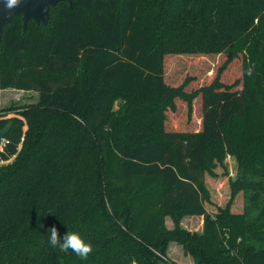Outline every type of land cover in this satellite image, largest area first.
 <instances>
[{"label": "trees", "instance_id": "obj_1", "mask_svg": "<svg viewBox=\"0 0 264 264\" xmlns=\"http://www.w3.org/2000/svg\"><path fill=\"white\" fill-rule=\"evenodd\" d=\"M182 18L184 36L162 40L157 23ZM221 54L207 86L188 93L189 78L165 81L169 56ZM238 59L239 79L224 84ZM0 90L38 94L0 123L11 125L0 158H14L0 168V264H176L171 245L192 264H264V0L63 1L24 33L14 16ZM176 100L188 119L199 102L195 131L166 129ZM228 156L236 179L218 205L205 177L225 173ZM184 218H203L202 233L180 227ZM53 226L61 238L79 232L93 252L83 260L52 247ZM223 229L241 244L225 248Z\"/></svg>", "mask_w": 264, "mask_h": 264}, {"label": "rangeland", "instance_id": "obj_2", "mask_svg": "<svg viewBox=\"0 0 264 264\" xmlns=\"http://www.w3.org/2000/svg\"><path fill=\"white\" fill-rule=\"evenodd\" d=\"M187 21L185 19H163L157 23V30L166 43L175 45L180 38L184 36V26ZM227 56L225 54L217 56H169L165 60V81L174 86H179L183 83L186 78L190 79L189 85L186 87V92H192L199 89L200 87L209 85L217 70L225 62ZM240 59L234 60L224 71L221 76V81L224 84L231 85L240 77ZM38 99V94L36 92H23L16 90H0V123L8 121L12 118L17 117L18 112L22 107L29 104L36 103ZM199 102H193V113L192 117L188 119L187 117V107L184 102L176 100L177 110L176 112H168V117L166 120V129L168 131H195L197 124H199V112L198 107ZM10 110V111H9ZM114 111H118V103L114 104ZM82 125L86 127V122L81 121ZM11 127L10 123L5 124ZM83 127V128H85ZM10 129V128H9ZM26 130V126L23 127ZM13 156L8 161H0V168L11 163ZM224 167L226 172L222 173L223 170L217 169L218 175L212 177H205L206 189L209 192L210 199L218 205H224L229 196L228 190V180L234 181L236 179V160L232 157H226L224 161ZM239 201V200H238ZM237 202V199H236ZM208 211H212L211 206L207 207ZM247 219H238L231 224L238 231H244V223ZM177 226H179L177 224ZM203 218H193V219H182L180 221V227L189 233H202ZM175 228L174 221L168 219L165 224V229L167 231H172ZM220 232V240L224 242L225 248H227V241L231 240L235 245L241 244V237L236 236L235 240L232 238L230 231L225 229ZM156 254H158L156 252ZM169 254L172 259L177 262L176 264H191L186 262V257L183 256L182 250L179 249L177 245H171L169 248ZM191 261V260H190ZM135 264V263H132ZM159 264H166L165 261Z\"/></svg>", "mask_w": 264, "mask_h": 264}, {"label": "water", "instance_id": "obj_3", "mask_svg": "<svg viewBox=\"0 0 264 264\" xmlns=\"http://www.w3.org/2000/svg\"><path fill=\"white\" fill-rule=\"evenodd\" d=\"M63 1L71 3V0H22L20 6L9 13L3 9V0H0V44L5 27L11 23L14 16L21 17L22 33H24L29 21L36 25L46 26L50 19L51 8ZM9 128L6 126L0 130V143L5 138Z\"/></svg>", "mask_w": 264, "mask_h": 264}, {"label": "clouds", "instance_id": "obj_4", "mask_svg": "<svg viewBox=\"0 0 264 264\" xmlns=\"http://www.w3.org/2000/svg\"><path fill=\"white\" fill-rule=\"evenodd\" d=\"M22 0H3V9L11 13L15 8L19 7ZM253 67L247 70V74L251 75ZM50 237L49 243L52 247H58L63 253H68L69 250L76 256L86 260L93 252V247L90 242H86L79 232L68 231L61 238L58 229L53 226L49 229Z\"/></svg>", "mask_w": 264, "mask_h": 264}, {"label": "built area", "instance_id": "obj_5", "mask_svg": "<svg viewBox=\"0 0 264 264\" xmlns=\"http://www.w3.org/2000/svg\"><path fill=\"white\" fill-rule=\"evenodd\" d=\"M5 146H6V140L4 138V139H2V141L0 143V152L3 151V149L5 148ZM0 161H3V160H1V158H0Z\"/></svg>", "mask_w": 264, "mask_h": 264}, {"label": "crops", "instance_id": "obj_6", "mask_svg": "<svg viewBox=\"0 0 264 264\" xmlns=\"http://www.w3.org/2000/svg\"><path fill=\"white\" fill-rule=\"evenodd\" d=\"M186 262L191 263V261H190V260H187V259H186ZM191 264H192V263H191Z\"/></svg>", "mask_w": 264, "mask_h": 264}, {"label": "flooded vegetation", "instance_id": "obj_7", "mask_svg": "<svg viewBox=\"0 0 264 264\" xmlns=\"http://www.w3.org/2000/svg\"><path fill=\"white\" fill-rule=\"evenodd\" d=\"M4 128V127H3ZM3 128H1L0 130H2Z\"/></svg>", "mask_w": 264, "mask_h": 264}]
</instances>
